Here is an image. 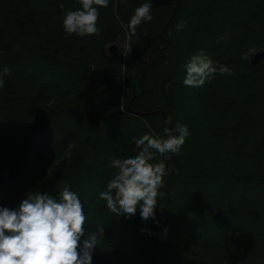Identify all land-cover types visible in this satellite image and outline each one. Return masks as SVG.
Masks as SVG:
<instances>
[{
  "label": "trees",
  "instance_id": "trees-1",
  "mask_svg": "<svg viewBox=\"0 0 264 264\" xmlns=\"http://www.w3.org/2000/svg\"><path fill=\"white\" fill-rule=\"evenodd\" d=\"M144 2L109 0L99 32L79 37L62 26L79 0H0V206L70 185L85 236L104 228L93 264H264V59L250 64L264 48V0H152L133 34ZM201 51L231 72L186 87L184 65ZM177 122L188 128L179 152L155 154L170 169L159 223L110 213L99 198L110 161Z\"/></svg>",
  "mask_w": 264,
  "mask_h": 264
},
{
  "label": "clouds",
  "instance_id": "clouds-1",
  "mask_svg": "<svg viewBox=\"0 0 264 264\" xmlns=\"http://www.w3.org/2000/svg\"><path fill=\"white\" fill-rule=\"evenodd\" d=\"M108 3L109 0H79L77 10L63 12L64 32L79 37L97 34L98 9ZM151 8L152 0L137 7L128 21V31L135 34L137 26L151 21ZM216 71L231 72L227 67L217 69L210 58L198 52L184 65L183 84L200 87ZM3 84L0 76V87ZM163 132V136L141 135L136 139L138 151L110 161L115 172L99 193L110 213L131 218L139 212L142 220L156 221L158 197L163 195L160 189L170 169L163 160L156 162L155 154L163 157L178 153L188 128L177 122ZM86 222L84 205L70 185L63 186L55 196L28 191L18 207L0 206V264H93L104 228L98 225L85 236ZM164 232L166 235L167 229Z\"/></svg>",
  "mask_w": 264,
  "mask_h": 264
},
{
  "label": "water",
  "instance_id": "water-1",
  "mask_svg": "<svg viewBox=\"0 0 264 264\" xmlns=\"http://www.w3.org/2000/svg\"><path fill=\"white\" fill-rule=\"evenodd\" d=\"M109 52L111 54H117L118 53V48L117 44L112 45L109 47ZM264 59V48L259 49L251 58H250V64L253 67H256L260 64V62ZM9 182V177H8V171L7 170H1L0 171V188L6 186Z\"/></svg>",
  "mask_w": 264,
  "mask_h": 264
},
{
  "label": "rangeland",
  "instance_id": "rangeland-1",
  "mask_svg": "<svg viewBox=\"0 0 264 264\" xmlns=\"http://www.w3.org/2000/svg\"><path fill=\"white\" fill-rule=\"evenodd\" d=\"M118 45V47H121V44H117Z\"/></svg>",
  "mask_w": 264,
  "mask_h": 264
}]
</instances>
